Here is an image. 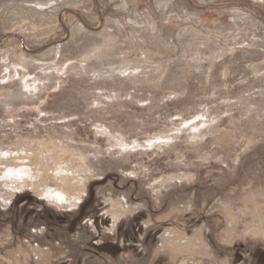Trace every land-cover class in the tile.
I'll return each mask as SVG.
<instances>
[{"label":"rangeland","instance_id":"obj_1","mask_svg":"<svg viewBox=\"0 0 264 264\" xmlns=\"http://www.w3.org/2000/svg\"><path fill=\"white\" fill-rule=\"evenodd\" d=\"M0 264H264V0H0Z\"/></svg>","mask_w":264,"mask_h":264}]
</instances>
